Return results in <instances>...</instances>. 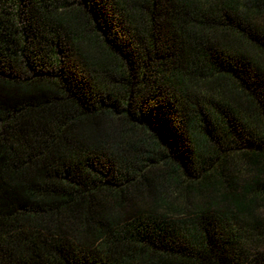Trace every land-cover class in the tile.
I'll return each mask as SVG.
<instances>
[{
	"label": "trees",
	"instance_id": "trees-1",
	"mask_svg": "<svg viewBox=\"0 0 264 264\" xmlns=\"http://www.w3.org/2000/svg\"><path fill=\"white\" fill-rule=\"evenodd\" d=\"M0 264H264V0H0Z\"/></svg>",
	"mask_w": 264,
	"mask_h": 264
}]
</instances>
